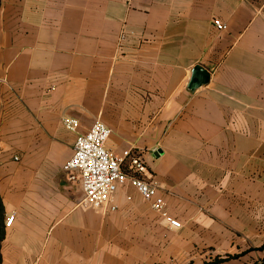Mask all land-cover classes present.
Instances as JSON below:
<instances>
[{
	"label": "crops",
	"instance_id": "1",
	"mask_svg": "<svg viewBox=\"0 0 264 264\" xmlns=\"http://www.w3.org/2000/svg\"><path fill=\"white\" fill-rule=\"evenodd\" d=\"M95 121L181 227L130 182L83 203ZM0 230V264L261 262L264 0H0Z\"/></svg>",
	"mask_w": 264,
	"mask_h": 264
},
{
	"label": "built area",
	"instance_id": "2",
	"mask_svg": "<svg viewBox=\"0 0 264 264\" xmlns=\"http://www.w3.org/2000/svg\"><path fill=\"white\" fill-rule=\"evenodd\" d=\"M214 22L218 28L226 27L220 19L216 18ZM63 123L68 129L76 131L79 119L65 116ZM111 134L109 126L95 121L87 132L76 136L73 154L66 162L65 170L70 180L81 182L84 189L83 203L91 207L110 203L119 186L130 182L173 227H181L179 220L169 216L163 199L157 197L156 184L142 175L147 170L142 157L132 154L130 149L116 153L107 148L106 142ZM111 209H116V205L112 204ZM14 217V214L10 215L5 225L10 226Z\"/></svg>",
	"mask_w": 264,
	"mask_h": 264
},
{
	"label": "trees",
	"instance_id": "3",
	"mask_svg": "<svg viewBox=\"0 0 264 264\" xmlns=\"http://www.w3.org/2000/svg\"><path fill=\"white\" fill-rule=\"evenodd\" d=\"M1 239H2V231L0 230V242H1ZM0 262H1V252H0ZM245 264H248V263H245ZM250 264H264V258L261 262H254Z\"/></svg>",
	"mask_w": 264,
	"mask_h": 264
}]
</instances>
